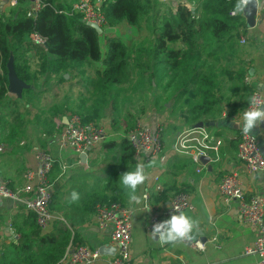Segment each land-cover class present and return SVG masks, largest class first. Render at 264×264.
I'll return each mask as SVG.
<instances>
[{
  "label": "trees",
  "instance_id": "16d2710c",
  "mask_svg": "<svg viewBox=\"0 0 264 264\" xmlns=\"http://www.w3.org/2000/svg\"><path fill=\"white\" fill-rule=\"evenodd\" d=\"M41 1L43 7L35 17L27 16L31 0H17L9 12L1 14L0 106L8 91L10 57L14 54L18 76L30 84L31 65L21 64L18 55L33 52L40 64H36L31 77H44L43 85L52 93L47 102L50 122L43 124V128L49 126L54 130V118L75 112L84 122L108 118L113 130L126 132L122 129L136 126L152 102V106L180 119L188 129L200 121L215 120L224 104L230 102L227 95L242 87L245 80L244 62L240 58L235 61L241 45L239 30L246 25L240 16L230 15L236 0L192 1L197 4L195 10L179 3L175 12L170 0H105L103 12L109 26L127 22L140 32V36L127 41L106 35L105 52L96 30L83 21L80 13L71 12L78 0ZM31 32L46 37V44H33L28 38ZM86 63H92L95 75L77 80L79 98L70 101L76 82L73 84L65 74L84 73ZM28 93H33L32 87L23 91L21 99L27 101ZM70 102L76 110L72 111ZM105 146L109 150L110 169L114 170L105 178L106 191L111 194L100 188L74 206L72 212L82 213L83 218L94 214L97 204L120 198L115 188L119 178L136 164L125 138L110 139ZM53 204L54 193L51 208ZM69 213L65 215L66 221ZM29 216H33V223L28 228L16 222L5 227L7 237L0 238V264H56L69 245L81 244L76 230L67 227L68 221L57 220V232L44 234L34 213L29 212Z\"/></svg>",
  "mask_w": 264,
  "mask_h": 264
},
{
  "label": "crops",
  "instance_id": "0c3cea01",
  "mask_svg": "<svg viewBox=\"0 0 264 264\" xmlns=\"http://www.w3.org/2000/svg\"><path fill=\"white\" fill-rule=\"evenodd\" d=\"M4 7L10 9L12 6L8 0H1L0 8L3 10ZM255 17V26L241 27L238 36L239 40L241 37L246 38V42L239 45L235 59L236 62L239 58L244 62L245 80L242 87L227 95L230 102L224 104L221 114L212 120L215 122L214 126L217 124L221 126L218 132L212 130L222 139L219 159L211 161L201 173H198L196 164L189 156L174 150L178 135L172 144H164L163 154L167 156L165 163L158 158L148 159L146 155L141 158L134 156L136 164L143 162L147 165L150 160H155L156 164L150 168L146 167L149 179L137 189V195L141 197V201L130 203L128 200L124 203L135 209L131 246L133 264H252L254 260V257L245 256L243 252L244 248L253 242L255 234L241 221L237 202L225 204L218 192V184L224 175L239 172L247 196L261 195L264 197V170L254 174H248L245 171L243 163L237 157V147L242 131L235 126L236 121L242 119V114L248 104V97L253 91L264 92V41L261 39V33L264 30V8H257ZM244 22L246 24L245 18ZM123 27L120 28L123 29ZM133 32H135L133 29L128 30L129 34ZM42 94L44 92L38 94L37 97H42ZM6 98L12 103L0 106V148H2L0 151V184L4 183L13 189H20L25 183L27 170L37 164V150L50 151L56 158L51 182L54 201L60 205V208L53 210L55 220L47 230L42 232L44 234L56 233L60 227L56 221L62 220L67 223L65 215L70 212L67 227L76 230L81 244L94 249H99L102 245H112L110 232L98 228L94 214L83 218L82 213L72 212L74 206L80 205L86 196L106 187V175L114 171L110 169L109 150L105 146L108 140L91 149L86 161L82 162L81 158H78L69 148L60 149L58 138L61 130L57 129L58 126H55L54 130L50 127L47 132L41 124L31 123L30 119L21 121L22 117L19 118L20 115L17 114L18 109L12 110L11 108L21 103L25 106L26 99L18 98L9 91H7ZM27 108L28 106L25 107ZM159 113L151 119L149 116H141L139 121L146 124L164 123L166 129L174 124L179 126L177 130L182 131L189 127L184 125L180 119L172 117L168 111L164 110ZM57 120L58 118H54V122L58 125ZM99 122L112 128L108 118H103ZM252 134L257 136L264 155V124L255 128ZM116 140L120 139L116 138ZM62 165L67 166L65 170ZM156 176L159 177L158 182L155 181ZM157 183L161 186V190H156ZM73 190L80 193V199L77 202H70V194ZM145 191L149 192L151 203L160 208L168 206L177 191L187 192L195 209L186 211V213L199 221V229L195 232L194 239H200L205 249H195L185 242L161 247L153 240L146 230L149 211L141 207L142 195ZM104 192L108 194L106 188ZM119 193L123 195V192ZM0 215L7 218L9 224L16 222L21 227L28 228L33 223V216H29V211L22 204L10 199L0 198ZM4 240L9 242V239ZM113 258L114 255L101 254L92 264H110Z\"/></svg>",
  "mask_w": 264,
  "mask_h": 264
},
{
  "label": "built area",
  "instance_id": "2783aa9c",
  "mask_svg": "<svg viewBox=\"0 0 264 264\" xmlns=\"http://www.w3.org/2000/svg\"><path fill=\"white\" fill-rule=\"evenodd\" d=\"M1 1V0H0ZM105 0H78L74 3L72 13H80L83 21L94 23L103 29L104 34L108 32V22L103 12ZM202 1V0H200ZM172 11L175 12L179 3L186 4L190 9L195 10L197 4L187 3L182 0H170ZM11 6L17 4V0H8ZM43 7L41 0H31V7L27 11L28 17H35ZM231 16L244 17L243 14ZM29 40L36 45H45L46 37L37 32L29 34ZM264 41V30L261 33ZM240 44L246 42L241 37ZM257 95L260 102L264 104V92L254 90L251 95ZM249 107L247 104L246 109ZM58 144L60 149L69 148L80 158L81 155H88L89 151L106 140L125 138L131 146L134 156L141 158L146 155L149 158H158L163 163L167 156L163 154V136L166 129L164 123L146 124L139 121L133 130L128 132L115 131L110 126L98 121L84 122L78 113L67 115V122L62 123ZM205 134L208 139H205ZM222 146V139L213 133L209 126L191 127L180 132L174 144L177 153L189 156L197 166V172L201 173L207 164L201 160L203 156L209 157L211 161L219 159ZM2 148H0V151ZM237 157L243 163L248 174H254L264 170V155L262 153L258 138L254 134L240 136L237 147ZM37 164L27 170L24 185L16 190L7 184H0V198L10 199L22 204L29 212H33L37 225L42 231L55 220L51 208L53 201V188L50 180L51 173L56 162L54 155L46 150L39 149L36 152ZM66 165H62L65 170ZM159 181V177H155ZM156 190H161L159 183ZM218 192L225 204L237 202L241 221L246 224L255 234L253 242L244 248L245 256H252V264H264V197L261 195L247 196L243 187L242 178L239 172H232L224 175L218 184ZM142 208L149 211L146 225L147 233L151 236L153 224L170 218L174 209L193 211L195 205L190 195L185 191L176 192L166 207H156L151 203L150 194L145 191L142 195ZM135 209L119 201L102 202L95 208V220L100 230L110 232L111 243L115 248L114 258L110 264H133L132 237L133 217ZM198 250H204V243L200 239H193L185 242ZM101 256L98 249L88 245H69L66 253L56 264H92ZM161 264V263H154Z\"/></svg>",
  "mask_w": 264,
  "mask_h": 264
},
{
  "label": "rangeland",
  "instance_id": "374dc122",
  "mask_svg": "<svg viewBox=\"0 0 264 264\" xmlns=\"http://www.w3.org/2000/svg\"><path fill=\"white\" fill-rule=\"evenodd\" d=\"M163 1H167V0H163ZM182 1H186L187 3H192V1L196 2L197 0H182ZM172 4H173V2H170V5H172ZM7 12H9L8 7H4L3 10L0 8V17H1L2 13H7ZM107 26H108L107 27L108 33L106 35H108V36H119L125 41L129 40L132 37L140 36V32H139L138 28L135 26L132 27L127 22H122L116 26H109V25H107ZM121 26H124L123 29L120 28ZM129 29H133V31H135V32H133L132 34H129L128 33ZM104 36L105 35H101V48L103 51L105 49V47H104ZM12 57L14 59V54L12 55ZM18 58H20L21 64H32V66L30 68L31 69V71H30L31 75L29 76V79H30L29 85L32 87L33 93H28L26 95L29 97V99L26 102L30 103V106L27 108L28 110L25 109V106L22 105V103H21V105H17L16 107H13L11 109L12 110H15L14 108L18 109L17 114H18V116L20 115L19 118L22 117V119H21L22 122L28 121L30 119L31 123L35 122V123H39L41 125H43V124L48 125L50 122L49 121L50 120V113L48 111V103L47 102H49L51 100L52 93L49 91H46L47 87L43 85L44 77H38L36 79L35 78L33 79V77H31V76H33L32 74L35 72V69L37 68L36 64H40L39 59L37 62V58L33 52L26 54V55L22 54V56L19 53ZM0 64H1V62H0ZM86 64H87V66L85 65L86 66L85 68L88 67V69H86V71L84 73H80V71H77V72H71L72 73L71 75L68 74V78L69 79L72 78L71 79L72 83L74 84L76 82V86L74 87L73 93H71L72 99L70 101H74L75 99L79 98L78 97L79 96L78 91L80 89V86L77 85L78 84L77 80L87 79V78H90L91 76L94 77V75H95V70L91 67L92 65H90L92 63H86ZM94 64H97L98 66H100V63H94ZM2 71H3V67H2V65H0V73ZM63 90H64L63 92H66L67 88H64ZM43 91H44V94L41 95L42 97H37L38 94H41ZM60 99L61 98H59L56 101L57 104L60 103V101H61ZM8 101L9 100L6 98L5 101H3V104L5 105ZM70 103H71L70 108H72V111L76 110V108H75L76 106L72 102H70ZM152 105H153L152 102H150L147 105L148 107L149 106L150 107L147 109V111L145 113L141 114V116H143V117L149 116V119H151V118H153L154 115H158L159 112L163 111V110L157 109L155 106H152ZM137 108H140V103L137 105ZM68 112H70V111H68ZM10 114H11V112H10ZM159 114H161V113H159ZM65 116H67V115H65ZM63 117L64 116L57 117L58 118L57 122H59V121L62 122ZM46 122H48V124H45ZM57 126L59 127V129H61L62 124L58 123ZM134 128H135V126H131L129 129H122V130L128 132L130 130H133ZM178 128H179L178 125L172 124L166 129V131L164 133V144H172L173 143L176 135H178L180 132H182V130H180V129L177 130ZM219 128H221V126L218 124L216 126L210 127L211 130L217 131V132H218ZM43 129L48 132L50 127L44 126ZM52 174L53 173H51V176H50L51 181H52ZM116 190L119 192H123V195H121L120 198H115V199L121 203L127 202L128 196L126 194V191L121 187L120 183L117 185ZM108 194H111V193L108 192ZM59 208H60V205L54 201V204L52 206V210H57ZM7 226H10L8 220H6L5 218H0V238L7 237V233L5 232V227H7Z\"/></svg>",
  "mask_w": 264,
  "mask_h": 264
},
{
  "label": "clouds",
  "instance_id": "9594fccd",
  "mask_svg": "<svg viewBox=\"0 0 264 264\" xmlns=\"http://www.w3.org/2000/svg\"><path fill=\"white\" fill-rule=\"evenodd\" d=\"M251 8H264V0H236L233 8V15L243 14ZM249 107L243 112L242 119L236 121L242 133L247 136L259 125L264 124V104L260 102L257 95L248 97ZM205 139H208L205 134ZM156 164L155 160H150L147 165L143 162L137 163L133 170L121 174L120 184L126 191L130 203H139L141 197L137 195V189L148 179L149 174L146 167L150 168ZM80 193L73 190L70 194V202H77ZM199 229V221L179 208L174 209L170 218L153 224L151 236L161 247L164 245H176L178 243L192 241L194 234Z\"/></svg>",
  "mask_w": 264,
  "mask_h": 264
},
{
  "label": "water",
  "instance_id": "95a60500",
  "mask_svg": "<svg viewBox=\"0 0 264 264\" xmlns=\"http://www.w3.org/2000/svg\"><path fill=\"white\" fill-rule=\"evenodd\" d=\"M256 12H257V8H251L250 11L244 13V17L246 20V26L249 28H252L255 26V20H256ZM89 26H91L92 28H94L96 30V32L98 33V35H103V29L94 24V23H88ZM7 71H8V85H7V90L12 93L15 94L18 98H21L23 95V91L25 89L30 88V85L27 84L24 80H22L16 70H15V66H14V59L11 56L9 61L7 62ZM65 77L68 78V74H65ZM169 106V104H167ZM63 123L67 122V116H64L62 119ZM215 122L211 121V122H205V121H200L198 123H196L194 126L195 127H203V126H214ZM82 162H85L87 159V155L83 154L80 156ZM202 162L204 164H208L210 163V158L203 156L201 158ZM8 231H10L11 234L14 235V231L12 230V228L8 227L7 228ZM18 237V235H16ZM99 252L101 254H110V255H114L115 253V248L112 245H102L99 249Z\"/></svg>",
  "mask_w": 264,
  "mask_h": 264
}]
</instances>
